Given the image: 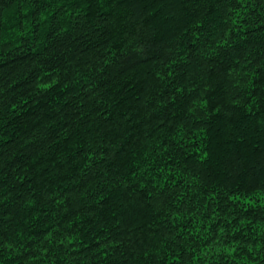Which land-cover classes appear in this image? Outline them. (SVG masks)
Returning <instances> with one entry per match:
<instances>
[{"label":"trees","instance_id":"trees-1","mask_svg":"<svg viewBox=\"0 0 264 264\" xmlns=\"http://www.w3.org/2000/svg\"><path fill=\"white\" fill-rule=\"evenodd\" d=\"M0 264H264V0H0Z\"/></svg>","mask_w":264,"mask_h":264}]
</instances>
